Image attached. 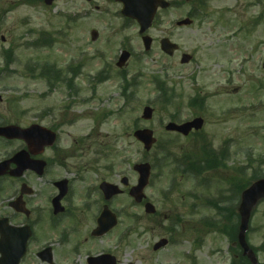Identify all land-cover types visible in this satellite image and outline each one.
Instances as JSON below:
<instances>
[{
	"label": "rangeland",
	"instance_id": "374dc122",
	"mask_svg": "<svg viewBox=\"0 0 264 264\" xmlns=\"http://www.w3.org/2000/svg\"><path fill=\"white\" fill-rule=\"evenodd\" d=\"M37 1L0 0V53L14 51L13 62L5 69L4 83L5 116L10 122L27 126L52 110V121L43 123L51 126L62 118L64 107L70 105L63 119L72 123L61 127L68 146L74 153L82 150L86 160L93 159L97 146L113 151L106 160L116 161L121 175L131 180L130 186L136 184L138 176L133 165L156 157L147 156L135 142L132 133L136 124L152 128L159 142L171 141L174 136L164 131V125L172 116L182 120L192 117L187 102L196 94L209 98L202 135L177 140L174 152L178 156L199 153L200 141L205 139L213 142L216 149L223 144L230 146L228 168L212 173V177L207 174L209 182L216 183L212 186L206 183L199 187L190 178L175 177L173 166L160 163L153 169L150 187L145 191L160 217L145 214L143 205H132L125 195L114 207L128 213L137 221L136 226L124 218L116 233L93 243V249H107L119 264H192V253L197 260L193 264H230L227 242L208 234L203 226L205 241L201 248L194 245L189 228L166 250L155 253L152 248L158 240L169 237L167 217L183 213L184 200L194 202L195 194L201 200L216 196L219 189L229 186L224 180L237 176L239 168H248L247 177L255 168L264 173V0H207L206 11L201 9L199 18L188 28H177L173 22L190 12L189 3L160 12L158 23L148 32L154 40L149 54L143 53L139 28L135 23L126 25L114 0H95L100 11L83 0H57L52 7ZM86 11L89 15L84 16ZM61 15L79 17L67 20ZM93 30L99 34L96 41L91 38ZM49 35L53 42L44 47V37L48 40ZM165 37L179 46L173 57L160 49V40ZM37 39L39 48L33 44ZM122 44L134 53L126 67V79L134 85L129 103L121 93L122 81L114 64L125 50ZM184 54L192 55L195 62L182 65ZM3 62L0 58V64ZM45 65L70 72L69 77L74 79L73 96L63 86L51 94L44 80L28 78L31 74L26 70ZM154 77L166 80L182 95L174 106L163 104L152 82ZM146 106L155 111L154 125L141 120ZM158 155L162 160L163 156ZM163 193H167L168 200ZM200 210L202 219L214 217L213 211L202 204ZM90 216L87 220L91 223ZM248 237L256 247L264 242V203L257 208ZM180 238L184 240L180 242ZM62 251L57 264H84L86 250L74 258L61 257ZM258 258L264 261V253Z\"/></svg>",
	"mask_w": 264,
	"mask_h": 264
},
{
	"label": "flooded vegetation",
	"instance_id": "af4514ba",
	"mask_svg": "<svg viewBox=\"0 0 264 264\" xmlns=\"http://www.w3.org/2000/svg\"><path fill=\"white\" fill-rule=\"evenodd\" d=\"M54 132L52 146L47 144L49 134L28 140L5 138V97L0 96V260L16 257L28 232L19 264H49L40 254L50 247L53 258L59 256L65 239L52 242L73 222L75 199L90 205L84 186L88 164L68 146L60 130ZM26 160L33 168L24 170ZM99 193L98 186L94 187L92 198ZM93 205L97 207L99 202L95 200Z\"/></svg>",
	"mask_w": 264,
	"mask_h": 264
},
{
	"label": "water",
	"instance_id": "95a60500",
	"mask_svg": "<svg viewBox=\"0 0 264 264\" xmlns=\"http://www.w3.org/2000/svg\"><path fill=\"white\" fill-rule=\"evenodd\" d=\"M53 0H47L48 4H51ZM125 3V9L123 10V14L128 17H132L135 19H138L142 26V32H144L150 25L152 18L154 17V14L157 10V6L160 4L157 0H122ZM161 6H164V3L160 4ZM163 49L165 51H168L173 48V46H170L167 41H164L162 43ZM152 110L149 108H146L144 113V118L149 119L151 117ZM197 126V124L189 125L191 126ZM200 127V125H198ZM184 132H186V128L182 129ZM135 136L143 141L146 144V148L149 149L154 142L153 140V133L151 131H140L135 134ZM137 169L141 173V181L140 186L133 190L134 196L136 199L140 202L142 200V189L147 183L148 174H149V168L148 166H139ZM264 197V182H260L254 185L252 189L249 191H246L243 196V205L241 208V213L245 217L243 227L242 229L245 230L247 221L246 217L249 213L250 208L257 202V200ZM147 211H152L149 206Z\"/></svg>",
	"mask_w": 264,
	"mask_h": 264
}]
</instances>
